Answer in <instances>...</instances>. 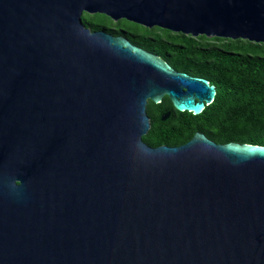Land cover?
Segmentation results:
<instances>
[{
	"label": "water",
	"instance_id": "obj_1",
	"mask_svg": "<svg viewBox=\"0 0 264 264\" xmlns=\"http://www.w3.org/2000/svg\"><path fill=\"white\" fill-rule=\"evenodd\" d=\"M86 13L264 43V0H0V264H264V146L148 145L217 88Z\"/></svg>",
	"mask_w": 264,
	"mask_h": 264
},
{
	"label": "trees",
	"instance_id": "obj_2",
	"mask_svg": "<svg viewBox=\"0 0 264 264\" xmlns=\"http://www.w3.org/2000/svg\"><path fill=\"white\" fill-rule=\"evenodd\" d=\"M87 15L85 22L93 31L125 35L176 70L206 78L217 88L215 100L199 115L175 110L168 97L159 104L150 101L147 110L151 128L143 137L148 145L178 146L202 132L217 143L264 146V43L193 37L159 27H142L125 19L114 22L103 14ZM107 19L113 26L109 27ZM166 112L171 116L162 121Z\"/></svg>",
	"mask_w": 264,
	"mask_h": 264
},
{
	"label": "rangeland",
	"instance_id": "obj_3",
	"mask_svg": "<svg viewBox=\"0 0 264 264\" xmlns=\"http://www.w3.org/2000/svg\"><path fill=\"white\" fill-rule=\"evenodd\" d=\"M86 14H88V13H86ZM87 17H88V15H87ZM111 19V18H110ZM112 20V19H111ZM111 20H109V19H107L106 20V22L108 23V25H109V27H111V26H113V20L111 21ZM115 22V21H114ZM121 24H122V26H123V21H121ZM125 24H127V23H125ZM139 25V24H138ZM140 26H142V25H140ZM143 27V26H142Z\"/></svg>",
	"mask_w": 264,
	"mask_h": 264
},
{
	"label": "flooded vegetation",
	"instance_id": "obj_4",
	"mask_svg": "<svg viewBox=\"0 0 264 264\" xmlns=\"http://www.w3.org/2000/svg\"><path fill=\"white\" fill-rule=\"evenodd\" d=\"M112 34H114V33H112ZM114 35H117V34H114ZM123 36H125V35H123ZM126 37V36H125Z\"/></svg>",
	"mask_w": 264,
	"mask_h": 264
}]
</instances>
